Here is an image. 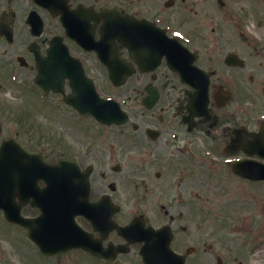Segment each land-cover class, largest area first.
I'll return each instance as SVG.
<instances>
[{
	"label": "flooded vegetation",
	"instance_id": "1",
	"mask_svg": "<svg viewBox=\"0 0 264 264\" xmlns=\"http://www.w3.org/2000/svg\"><path fill=\"white\" fill-rule=\"evenodd\" d=\"M93 89L122 123L75 107L93 110ZM49 110L74 118L56 141ZM263 148L264 0H0V264H233L188 221V193L221 194L218 170L253 191L264 180L231 163Z\"/></svg>",
	"mask_w": 264,
	"mask_h": 264
},
{
	"label": "rangeland",
	"instance_id": "2",
	"mask_svg": "<svg viewBox=\"0 0 264 264\" xmlns=\"http://www.w3.org/2000/svg\"><path fill=\"white\" fill-rule=\"evenodd\" d=\"M51 102L54 100L51 99ZM48 112L50 141H56L58 136L66 134V128L73 125L74 118L52 110ZM51 150L56 153V148ZM218 171L221 177H215L213 181L221 182L224 188L221 194L211 196L200 194L201 190H205L198 186L202 178L194 175L192 171L189 172L188 189L200 196L193 197L188 193V211H191L188 212V221L199 220L206 223L202 230L213 232L217 242L216 251L232 252L241 264H264V184H256L252 191L247 184L229 177V172L224 171L222 176L221 170ZM198 188L200 190H197ZM246 222L249 228H240L241 223ZM3 228L7 226L0 223V229ZM202 230H195L193 225H189V241L194 242V239L202 237ZM12 242L10 233L0 230V258L5 261L10 259L14 252ZM237 260L233 264H238ZM212 263L213 261H208V264Z\"/></svg>",
	"mask_w": 264,
	"mask_h": 264
},
{
	"label": "water",
	"instance_id": "3",
	"mask_svg": "<svg viewBox=\"0 0 264 264\" xmlns=\"http://www.w3.org/2000/svg\"><path fill=\"white\" fill-rule=\"evenodd\" d=\"M49 87L53 86L54 90L57 91L56 87L58 86L57 84L53 85L52 81H49ZM112 101H104V100H100L97 98V105H96V112L93 114L94 117L102 122V123H112V122H116L119 123L122 120V117L120 118V113H119V108L117 106L116 103H114L113 105H110L109 103H111ZM262 150V149H261ZM258 154L264 156V148L263 151H259ZM258 165V167L256 168L257 170V175L253 176L254 178H264V167ZM233 171L236 172L237 170L233 167ZM6 217L8 219H10L9 214L6 213ZM69 244H66V247L72 246L74 245L72 241L68 242ZM68 245V246H67Z\"/></svg>",
	"mask_w": 264,
	"mask_h": 264
},
{
	"label": "bare ground",
	"instance_id": "4",
	"mask_svg": "<svg viewBox=\"0 0 264 264\" xmlns=\"http://www.w3.org/2000/svg\"><path fill=\"white\" fill-rule=\"evenodd\" d=\"M240 226H241L240 228H244V229H248L249 228V224L247 222L246 223H241Z\"/></svg>",
	"mask_w": 264,
	"mask_h": 264
}]
</instances>
